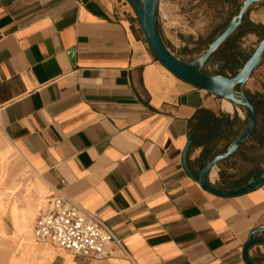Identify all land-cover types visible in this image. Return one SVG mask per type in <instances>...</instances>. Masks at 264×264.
Here are the masks:
<instances>
[{"label":"crops","instance_id":"crops-1","mask_svg":"<svg viewBox=\"0 0 264 264\" xmlns=\"http://www.w3.org/2000/svg\"><path fill=\"white\" fill-rule=\"evenodd\" d=\"M131 1L0 0V264H245L243 247L264 226V186L223 199L185 172L198 120L227 125L192 141L194 176L246 121L155 59ZM257 18L264 11L251 7L245 20L263 30ZM258 72L253 92L264 95V55ZM250 148L213 168L210 183L233 190L257 178L263 153L253 163ZM52 190L107 223L122 244L113 258L93 263L33 240ZM249 257L264 264V245Z\"/></svg>","mask_w":264,"mask_h":264},{"label":"water","instance_id":"water-1","mask_svg":"<svg viewBox=\"0 0 264 264\" xmlns=\"http://www.w3.org/2000/svg\"><path fill=\"white\" fill-rule=\"evenodd\" d=\"M261 1L264 0L243 1L236 18L230 22L226 29L212 42L204 54L190 64L175 58L164 45L159 31V0L131 1L151 53L167 71L179 80L192 85L199 90L219 99L226 100L233 105L242 107L246 112V126L243 132L234 139L226 152L208 162L201 160L199 171L196 176L193 175L188 166V152L192 146L191 136L188 137V141L182 154V166L185 172L198 183L203 191L223 199L243 196L264 186V170L259 172L257 178L252 179L245 185L233 190L220 189L208 180V175L213 168L235 155L251 138L255 130L256 115L253 106L246 96L245 86L252 77L254 71L260 65L262 56L264 55V36L252 55L243 64L237 75L233 77L220 75L211 76L204 73L202 69L212 55L236 33L238 28L242 25L250 7ZM70 55L72 56V53ZM259 245H264V226L252 231L245 243L242 251V257L245 264H257L250 259L249 250Z\"/></svg>","mask_w":264,"mask_h":264},{"label":"rangeland","instance_id":"rangeland-1","mask_svg":"<svg viewBox=\"0 0 264 264\" xmlns=\"http://www.w3.org/2000/svg\"><path fill=\"white\" fill-rule=\"evenodd\" d=\"M243 1L245 0H159V31L164 45L178 60L189 64L193 63L204 54L212 42L236 18ZM251 7L258 12L264 11V1ZM257 20L264 21V18H257ZM258 31L264 35V29ZM259 38L251 37L240 41L242 46H245L249 57L262 39V37ZM223 51L224 48L221 47L212 55L203 66L202 71L204 73L211 76L233 77L228 71H222ZM259 76L260 72L255 74L254 71L245 86V92L247 87L250 91H255L260 81L257 78ZM215 100L222 108L223 99L215 97ZM232 106V112H235L238 117H243L246 121L245 110L238 105L232 104ZM261 160L264 162V156ZM33 240L36 241L34 237Z\"/></svg>","mask_w":264,"mask_h":264},{"label":"built area","instance_id":"built-area-1","mask_svg":"<svg viewBox=\"0 0 264 264\" xmlns=\"http://www.w3.org/2000/svg\"><path fill=\"white\" fill-rule=\"evenodd\" d=\"M32 234L38 242H48L93 263L113 258L116 249L122 246L103 219L57 190L39 201Z\"/></svg>","mask_w":264,"mask_h":264},{"label":"trees","instance_id":"trees-1","mask_svg":"<svg viewBox=\"0 0 264 264\" xmlns=\"http://www.w3.org/2000/svg\"><path fill=\"white\" fill-rule=\"evenodd\" d=\"M259 29L262 30V27L255 26L244 18L242 25L236 33L222 46L224 48L222 53V71H228L233 76L237 75L242 65L249 59L246 50L241 47L240 41L246 34L257 33ZM245 93L256 115L255 130L247 142L251 144V154L257 153L256 158H253L251 162L258 163V152H262V156H264V95L250 91H246ZM202 113L205 112L200 111L198 114L200 119ZM223 118L225 119V117ZM222 125L226 126L227 124L215 116H209L205 121L198 120V124L194 127L195 131L192 141L194 144H202L205 140L213 139L222 128ZM202 132L205 133L202 134Z\"/></svg>","mask_w":264,"mask_h":264},{"label":"bare ground","instance_id":"bare-ground-1","mask_svg":"<svg viewBox=\"0 0 264 264\" xmlns=\"http://www.w3.org/2000/svg\"><path fill=\"white\" fill-rule=\"evenodd\" d=\"M222 105H223L224 110H226L228 112H231L233 110L232 104L230 102L226 101V100H223ZM211 177L212 178L215 177V172H212ZM31 235H32V232H31ZM32 238H33V236H32Z\"/></svg>","mask_w":264,"mask_h":264}]
</instances>
